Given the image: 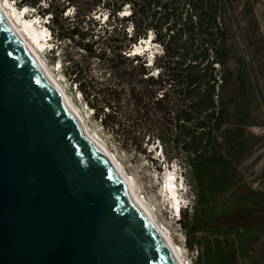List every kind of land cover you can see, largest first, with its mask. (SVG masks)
I'll return each instance as SVG.
<instances>
[{
	"label": "trees",
	"instance_id": "16d2710c",
	"mask_svg": "<svg viewBox=\"0 0 264 264\" xmlns=\"http://www.w3.org/2000/svg\"><path fill=\"white\" fill-rule=\"evenodd\" d=\"M11 1L44 21L48 53L60 56L57 68L68 89L115 144L145 156L141 147L151 143L165 164L181 153L193 160L194 196L181 213L190 218L184 229L194 234L205 196L231 181L223 176V161L209 178V161H231L241 148L238 137L227 138L224 116L237 106L234 50L243 48L240 58L249 86L254 74L249 56L253 34L242 28L243 5L233 0ZM124 9L127 15H120ZM69 10L71 16L65 13ZM249 16L255 27L250 6ZM149 33L158 51L132 53ZM203 226L219 236L188 244L195 263L238 264L243 233L264 228V201L234 208Z\"/></svg>",
	"mask_w": 264,
	"mask_h": 264
},
{
	"label": "water",
	"instance_id": "95a60500",
	"mask_svg": "<svg viewBox=\"0 0 264 264\" xmlns=\"http://www.w3.org/2000/svg\"><path fill=\"white\" fill-rule=\"evenodd\" d=\"M142 41V40H141ZM0 7V264H186Z\"/></svg>",
	"mask_w": 264,
	"mask_h": 264
},
{
	"label": "rangeland",
	"instance_id": "374dc122",
	"mask_svg": "<svg viewBox=\"0 0 264 264\" xmlns=\"http://www.w3.org/2000/svg\"><path fill=\"white\" fill-rule=\"evenodd\" d=\"M243 5L240 8V17L242 28L249 34H253L249 45L250 62L253 67V77L250 86L247 84V77L243 69L241 58H243V48L233 51L235 57V78L238 85V91L233 96L237 102L235 108L227 111L225 122L229 130L227 138L238 137L241 148L236 158L229 159L213 158L209 161V178L216 176L220 168V162L223 161V176L229 177V184L222 185L219 191H212L207 194L204 207L199 210L195 222V233L188 232L184 227L188 226L190 218L179 213V219L175 220L168 200L164 197V192L160 189L162 176L167 170H175L181 173V179L185 183L187 198L194 196L193 175L191 164L193 160L185 159L182 153L176 161H171L167 165L163 159L159 147L147 143L141 148L145 151V156L134 153L131 146H126L125 150L120 148L111 140L109 135L100 129L98 123L94 122L88 115L82 102L67 87V83L56 68L60 56L50 55L48 50L40 52L39 55L53 77L66 90L69 99L83 117L90 134L107 148L117 162L122 166L127 175L133 179V182L139 192L144 196L147 204L153 211L158 222L165 228L172 240L179 246L181 239H186L191 244L194 239L200 237L216 238L217 232L211 229H204L203 223L213 222L219 215L225 214L234 208H245L251 205H258L264 201V0H233ZM248 3V5H247ZM12 4V2H11ZM249 6L255 17V27L250 23ZM16 10L17 8L14 7ZM24 18L32 19L35 28L43 26V22L38 19L30 10L23 9ZM71 16V12H65ZM104 17V15H103ZM50 44V41L48 42ZM138 46V44H137ZM146 47V48H145ZM139 52L145 51L148 55L158 51L157 46L147 43H139L137 49ZM240 58V59H239ZM53 64V66H52ZM217 70V69H216ZM241 72L239 76L238 72ZM237 130L234 125H239ZM92 132V133H91ZM229 162V163H228ZM227 163V164H226ZM224 180V179H223ZM190 191V192H188ZM241 238V253L238 264H264V228L253 229L250 232L243 233ZM194 249H189L187 262L189 264H204L203 261L195 263Z\"/></svg>",
	"mask_w": 264,
	"mask_h": 264
},
{
	"label": "bare ground",
	"instance_id": "6f19581e",
	"mask_svg": "<svg viewBox=\"0 0 264 264\" xmlns=\"http://www.w3.org/2000/svg\"><path fill=\"white\" fill-rule=\"evenodd\" d=\"M11 0H0V7L4 10V12L10 17V19L13 21V23L15 24V26L17 27L18 31L20 32V36H21V40L22 43L25 45V47L27 48L28 51H30L31 53L35 54L36 56H38L40 59V55L38 53L37 50L41 51L44 44L42 43L44 41V36L45 33L48 32L47 29L45 27H40L39 29L35 28L34 24L35 22L31 21L30 19H25L23 17V19H20V14L17 12L20 9H16L14 8V3L11 4ZM24 8V7H23ZM22 9V8H21ZM26 10H30L28 8H24ZM120 15H127V9H124ZM151 33H149L148 37H143L140 39V43L141 42H146V40H148V38H150ZM147 38V39H146ZM142 40V41H141ZM42 41V42H41ZM148 44V43H147ZM134 47H137V44H134ZM139 47V46H138ZM137 47V49H138ZM146 48V47H145ZM133 53H136L135 50L133 51ZM42 60V59H41ZM43 62V60H42ZM44 67L46 72L48 73V75L54 80L56 81V79L53 77L52 73L49 71V69L47 68V65H45V63L43 62ZM57 82V81H56ZM58 83V82H57ZM73 104V103H72ZM75 107V106H74ZM76 109V108H75ZM77 110V109H76ZM78 112V111H77ZM79 114V113H78ZM81 120L84 123L83 117H81V114H79ZM86 123V122H85ZM84 123V124H85ZM86 126V125H85ZM87 128V126H86ZM88 130V129H87ZM90 133V132H89ZM92 133V132H91ZM91 136L94 138V140L105 150L107 151L111 156L112 154L107 150V148L98 140L97 137H95L94 135L91 134ZM113 157V156H112ZM168 178L170 179V174H168ZM130 178V177H129ZM131 179V178H130ZM131 181L133 182V179H131ZM134 184V182H133ZM135 186V184H134ZM167 186L169 189V192L171 195L174 194L173 191V187L176 186L174 185V183H171L170 180L167 181ZM136 187V186H135ZM138 188V187H137ZM136 188V189H137ZM138 191V189H137ZM139 192V191H138ZM142 200L145 203L146 202L144 196L142 195L141 192H139ZM150 207V206H149ZM180 213V212H179ZM157 217L154 216L153 214V222H154V228L155 231L162 237V239L164 240V242L166 243V245L169 247V249L174 250L175 248H177L178 246L175 244V242L172 240L171 236L166 232V228L160 223L158 222V220L156 219ZM186 264H189L188 262Z\"/></svg>",
	"mask_w": 264,
	"mask_h": 264
},
{
	"label": "clouds",
	"instance_id": "9594fccd",
	"mask_svg": "<svg viewBox=\"0 0 264 264\" xmlns=\"http://www.w3.org/2000/svg\"><path fill=\"white\" fill-rule=\"evenodd\" d=\"M182 179L181 178H179V181H181ZM185 199H186V201H189V198H187V196H185Z\"/></svg>",
	"mask_w": 264,
	"mask_h": 264
}]
</instances>
